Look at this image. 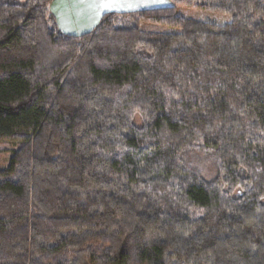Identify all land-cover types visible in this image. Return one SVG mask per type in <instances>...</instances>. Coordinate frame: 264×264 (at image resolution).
I'll list each match as a JSON object with an SVG mask.
<instances>
[{"label":"trees","instance_id":"trees-1","mask_svg":"<svg viewBox=\"0 0 264 264\" xmlns=\"http://www.w3.org/2000/svg\"><path fill=\"white\" fill-rule=\"evenodd\" d=\"M51 2L0 0V264H264V0Z\"/></svg>","mask_w":264,"mask_h":264},{"label":"crops","instance_id":"crops-1","mask_svg":"<svg viewBox=\"0 0 264 264\" xmlns=\"http://www.w3.org/2000/svg\"><path fill=\"white\" fill-rule=\"evenodd\" d=\"M168 4V0H52L50 8L62 32L78 35L90 30L103 12H123Z\"/></svg>","mask_w":264,"mask_h":264},{"label":"rangeland","instance_id":"rangeland-1","mask_svg":"<svg viewBox=\"0 0 264 264\" xmlns=\"http://www.w3.org/2000/svg\"><path fill=\"white\" fill-rule=\"evenodd\" d=\"M1 1L19 2V0H1ZM175 13L184 17H191L194 19L204 20L217 24H223L230 20V16L228 14L207 11L199 8H186L183 6H177L175 8ZM14 147H15L14 143L0 145V169H3L7 165L8 158Z\"/></svg>","mask_w":264,"mask_h":264},{"label":"snow or ice","instance_id":"snow-or-ice-1","mask_svg":"<svg viewBox=\"0 0 264 264\" xmlns=\"http://www.w3.org/2000/svg\"><path fill=\"white\" fill-rule=\"evenodd\" d=\"M101 7H104L103 5Z\"/></svg>","mask_w":264,"mask_h":264}]
</instances>
